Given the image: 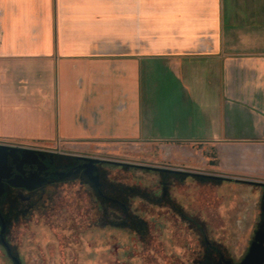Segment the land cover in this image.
<instances>
[{"label": "crops", "instance_id": "0c3cea01", "mask_svg": "<svg viewBox=\"0 0 264 264\" xmlns=\"http://www.w3.org/2000/svg\"><path fill=\"white\" fill-rule=\"evenodd\" d=\"M0 141L158 147L228 213L264 183V0H0Z\"/></svg>", "mask_w": 264, "mask_h": 264}, {"label": "rangeland", "instance_id": "374dc122", "mask_svg": "<svg viewBox=\"0 0 264 264\" xmlns=\"http://www.w3.org/2000/svg\"><path fill=\"white\" fill-rule=\"evenodd\" d=\"M0 143L108 162L105 180L114 192L100 198L89 185L54 192L41 204L49 210L40 211L17 231L13 244L22 254V264H211L217 258L214 249L238 262L252 241L259 192L247 189L231 211L211 214L208 209L213 210L214 203L208 198L214 185L199 183L197 188L187 178L161 177L155 171L196 174L165 166L158 147L125 142L75 150ZM10 259L0 245V264L16 263Z\"/></svg>", "mask_w": 264, "mask_h": 264}, {"label": "flooded vegetation", "instance_id": "af4514ba", "mask_svg": "<svg viewBox=\"0 0 264 264\" xmlns=\"http://www.w3.org/2000/svg\"><path fill=\"white\" fill-rule=\"evenodd\" d=\"M0 145L5 146L0 149V245L6 255L20 264L22 254L13 244L17 239V231L23 223L28 226L29 221L40 211L49 210L41 204L50 200L54 192L62 187L89 185L100 198H109L114 193L105 180L103 168L108 162L99 160V163H93L92 160L97 159L72 153L49 152L21 144ZM255 190L259 191L260 200L258 221L246 253L240 261L235 262L214 249V257L217 258L211 264H241L254 243L264 251V183L255 185ZM15 264H18L17 261ZM260 264H264V258Z\"/></svg>", "mask_w": 264, "mask_h": 264}, {"label": "trees", "instance_id": "16d2710c", "mask_svg": "<svg viewBox=\"0 0 264 264\" xmlns=\"http://www.w3.org/2000/svg\"><path fill=\"white\" fill-rule=\"evenodd\" d=\"M155 171V170H154ZM157 172L161 177H165L168 175L169 178H171V175L173 176L172 178H176L177 180H179V178H181L180 180L184 179V178H187V177H191V178H194L196 182L198 183H208L210 185H219L221 182L225 181V179H222V178H207V177H200V176H197V175H188L186 173H178V172H166V171H160V170H157L155 171ZM167 174V175H166Z\"/></svg>", "mask_w": 264, "mask_h": 264}, {"label": "water", "instance_id": "95a60500", "mask_svg": "<svg viewBox=\"0 0 264 264\" xmlns=\"http://www.w3.org/2000/svg\"><path fill=\"white\" fill-rule=\"evenodd\" d=\"M5 148V146H1L0 145V149ZM92 162H96L99 163V160H92ZM96 182V181H95ZM264 258V251L260 249V247H258L257 244H252L251 248H250V252L247 255V257L245 258V260L241 263V264H260L262 262ZM18 264H20L18 262V260H16ZM231 264V263H228Z\"/></svg>", "mask_w": 264, "mask_h": 264}]
</instances>
